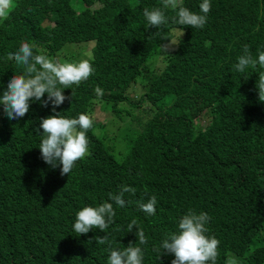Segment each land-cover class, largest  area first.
Segmentation results:
<instances>
[{
	"label": "trees",
	"instance_id": "obj_1",
	"mask_svg": "<svg viewBox=\"0 0 264 264\" xmlns=\"http://www.w3.org/2000/svg\"><path fill=\"white\" fill-rule=\"evenodd\" d=\"M210 2L207 23L197 29L173 23L176 11L163 0H13L0 18V94L23 73L5 59L22 41L60 63L79 62L90 52L93 75L64 89L70 99L56 112L88 114L93 125L88 154L78 160L83 163L69 175L59 168L46 176L36 171L35 153L43 138L40 121L54 115L50 103L43 106L47 94L17 120L0 105V264H108L109 247L135 244L128 216H115L116 223L92 237L64 236L80 206L100 205L122 185L138 193L136 201L135 193L124 196L144 227L150 221L138 202L154 195L166 213L153 220L156 229L141 247L143 264H171L173 254L157 257L151 248L178 232L189 211L210 216L206 235L220 241L216 264L227 258L264 264V246H248L257 230L264 231V102L256 87L264 65L234 69L245 45L254 60L264 51V0ZM200 3L181 1L197 13ZM145 8H160L168 23L159 31L149 27ZM172 40L178 45L165 50ZM132 85H142L138 101L127 98ZM125 102L130 109L120 107ZM97 108L111 117L99 120ZM98 178L106 191L92 190ZM104 235L110 246L96 243Z\"/></svg>",
	"mask_w": 264,
	"mask_h": 264
},
{
	"label": "clouds",
	"instance_id": "obj_2",
	"mask_svg": "<svg viewBox=\"0 0 264 264\" xmlns=\"http://www.w3.org/2000/svg\"><path fill=\"white\" fill-rule=\"evenodd\" d=\"M12 3L13 0H0V18L5 17ZM163 4L165 8L170 7L176 11V17L172 19L173 23L197 29L205 27L208 13L211 11L210 0H202L199 13L184 7L180 0H163ZM143 15L148 26L158 31L162 25L168 23L164 11L160 8L151 10L145 8ZM178 33L180 38L184 35L181 27ZM171 45L178 44L172 40L170 45H164L163 48L166 50ZM87 56V59L79 62L60 63L43 53H35L33 45L22 41L15 52H8L5 57L7 61H14L15 65L23 68V73L14 74L7 82V89L0 94V105H3V112L7 118L10 120L23 118L29 112L30 102L33 99L41 101L45 94L47 99L43 100V106L47 107L49 103L52 105L54 115L42 118L40 121L39 129H43L41 134L43 138L40 141L39 150L35 153L38 163L36 171L46 176L56 175L59 168L62 176L69 175L76 162L78 165L83 163L78 160L88 154L87 132L92 128L93 118L84 113L75 118H66L60 112H56L57 107L70 99L63 94L64 89H72L73 85L79 86L81 82L93 75L92 54L89 52ZM257 63L264 65V51L259 52L258 60H254L248 46L245 45L243 54L238 57L234 69L243 73L248 66L255 67ZM256 87L259 100L264 102V74L259 76ZM94 92L97 98H102L104 95L103 89L99 86L94 89ZM39 129L36 130L38 133ZM23 168V175H25L28 170L26 162ZM125 193L134 194L135 189L122 185L118 193H109L102 204L80 206L78 211L72 214L64 237L71 234L75 237L85 234L92 237V234L105 232L110 225L116 223L115 216L119 215L121 218L126 215L129 222L128 232L133 230L135 244L130 243L123 249L109 247L108 264H143L141 247L147 245L149 232L156 229L153 220L166 213L160 204H157L154 195L146 203L138 202L145 219L150 221L147 227H144L137 218L132 217L129 208L133 207L136 211L137 209L124 196ZM175 219L176 216L174 222ZM210 219L206 212L189 211L179 220L178 232L167 236L160 245L153 246L151 248L153 253L157 257L173 254L175 258L171 264H216L220 241L214 236L206 235L208 231L206 225ZM262 232L264 231L257 230L251 236L248 246L262 250L260 246H257ZM95 240L98 244L110 246L107 235L97 236ZM225 264H231L228 258Z\"/></svg>",
	"mask_w": 264,
	"mask_h": 264
},
{
	"label": "rangeland",
	"instance_id": "obj_3",
	"mask_svg": "<svg viewBox=\"0 0 264 264\" xmlns=\"http://www.w3.org/2000/svg\"><path fill=\"white\" fill-rule=\"evenodd\" d=\"M182 0H180V3H181ZM76 6L78 8H81L80 7V4L79 2H77ZM94 46V43L91 44V48H93ZM159 67H161V65H159ZM143 94V90H142V85H138V86H130V88L128 89L127 91V98L128 100L130 101H138L140 96ZM120 107L125 110V109H130L131 106L129 104H127V102L123 103L120 105ZM150 113L148 111H144L141 115H149ZM96 115L98 117L99 120H104L106 118H109L111 117V113L109 112H105L103 111L101 108H97L96 110ZM202 125H203V122H202ZM116 124H112L111 125V129L109 131V133L111 132V130H113L115 128ZM118 133L120 134L121 133V129L118 130ZM129 173V171H128ZM134 175H138V172H132ZM98 182L95 184V187L92 189L94 190L95 188H99L101 190H107L106 187H105V183H104V180L101 179V178H98ZM109 192V191H108ZM137 196H138V193H135L132 198H131V201H136L137 200ZM257 246H264V232L261 233V235L259 236V243L257 244Z\"/></svg>",
	"mask_w": 264,
	"mask_h": 264
}]
</instances>
